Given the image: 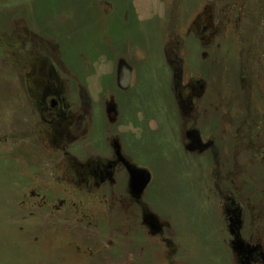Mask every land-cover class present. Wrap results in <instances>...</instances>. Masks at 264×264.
<instances>
[{
	"label": "rangeland",
	"instance_id": "374dc122",
	"mask_svg": "<svg viewBox=\"0 0 264 264\" xmlns=\"http://www.w3.org/2000/svg\"><path fill=\"white\" fill-rule=\"evenodd\" d=\"M49 66L63 141L39 116ZM87 104L91 155L68 132ZM122 119L139 123L119 141L148 174L139 195L99 132ZM184 130L212 144L189 152ZM110 162L102 182L95 165ZM244 252L264 264V0H0V264H245Z\"/></svg>",
	"mask_w": 264,
	"mask_h": 264
},
{
	"label": "flooded vegetation",
	"instance_id": "af4514ba",
	"mask_svg": "<svg viewBox=\"0 0 264 264\" xmlns=\"http://www.w3.org/2000/svg\"><path fill=\"white\" fill-rule=\"evenodd\" d=\"M206 28H207L206 26H203L201 31H205ZM37 65H38V62L36 61L33 67L34 74L37 70ZM175 78L178 79L177 73L175 74ZM119 80H120L121 85L124 84V86L122 85L123 88H129L131 86V80H132L131 70L129 68L122 67L119 73ZM199 87L203 89V84L200 83ZM184 91H185V88H183L182 85H180L176 89V97L178 101L180 102L179 108H180V111L182 110L183 112L187 111L186 105L188 104L187 101L189 100L188 99L189 97H186V94L183 93ZM191 92L193 94L194 92L193 88ZM195 93L200 94V90L195 91ZM187 94L189 95L190 92H188ZM88 95L89 93H87V96ZM184 95L185 97H183ZM38 101H39V116H40L41 121L43 122L45 126L50 128V130L53 132V134L56 136L57 139H61L60 141H63L62 138L65 136V132H64L65 127H63V124H64V121L69 116V113H68L69 109H68V103L65 98V93L63 89H61L60 87V81H59L58 75L53 66H49L48 68L47 76L43 80V83L40 88V94L38 96ZM90 107L91 105L89 104L85 105L83 108L85 109L83 114H74L72 111L71 116H70L71 118L70 127L68 129L69 134H72L73 137L79 136V134H81L82 138L85 140L84 145L88 149V155H91V144H92L91 128L92 127L88 126L89 123L88 122L85 123L84 122L85 120L83 118L88 117L87 115L88 113H92V110ZM103 107L105 108V106ZM81 110H82V107H81ZM172 112L175 113L174 125H177L178 129H185V127H181L182 123L179 122L181 117H180V114L177 112L176 107L172 110ZM105 113L106 115L110 114V117H111L110 119L115 118L116 112L113 109L112 103L110 104L109 107L107 106ZM91 117L92 115L90 116V119ZM82 123H84V125H82ZM138 126H139V123L137 120L122 119L120 125L118 123L117 133L115 135H113L112 130H109L111 134L108 132V127H106V125H104L99 131L101 134V138L102 136L103 137L106 136V138H109V137L117 138L116 141L114 142L115 162L124 166V169L128 171L127 173H129V178H130L129 169H137V168L131 167L129 163L130 159H128L125 153L122 152L123 148L119 144V141L120 142L126 141L128 139L131 142L134 141L136 139L134 131H135V128H137ZM185 131L186 130H184V134H185L184 137L189 139V142L186 146V149H188L187 151L189 152H199V151L203 152L207 147H209L212 144V141L210 140L207 141L206 143H203L201 136L197 130L188 131L187 133ZM75 141L76 140L74 139L70 141V146H72L75 143ZM58 148H59L58 151L61 152L62 157H64L66 155L65 153H63L65 150V146H60ZM96 157L99 158L98 156H95L94 158ZM95 168H96L97 174L99 175V179L102 182L105 181L106 179L111 178L114 172L113 162H110L107 165L103 163H96ZM130 181H131V178H130ZM148 183H149V180H148ZM147 185L141 190V192L137 194L134 193L130 184H129V189L133 195H139L143 192V190L147 187ZM149 225L152 230H156V231L159 230V226L155 222L149 221Z\"/></svg>",
	"mask_w": 264,
	"mask_h": 264
},
{
	"label": "water",
	"instance_id": "95a60500",
	"mask_svg": "<svg viewBox=\"0 0 264 264\" xmlns=\"http://www.w3.org/2000/svg\"><path fill=\"white\" fill-rule=\"evenodd\" d=\"M124 86V84H122ZM130 172V185L132 187V190L134 193H139L141 190L147 185L148 183V174L142 170H137V169H129ZM241 243L239 242V245ZM243 252V250H241ZM250 253H245L244 252V263L249 264L247 257H249Z\"/></svg>",
	"mask_w": 264,
	"mask_h": 264
}]
</instances>
